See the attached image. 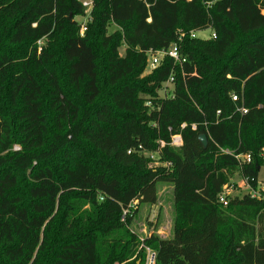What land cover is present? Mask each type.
<instances>
[{"label": "trees", "instance_id": "obj_1", "mask_svg": "<svg viewBox=\"0 0 264 264\" xmlns=\"http://www.w3.org/2000/svg\"><path fill=\"white\" fill-rule=\"evenodd\" d=\"M91 1L84 34L82 0L0 3V16L13 19L8 42L29 53L10 77L5 101L16 111L0 109V264H59L87 242L91 260L81 264H144L146 248L155 264H264V0ZM208 28L214 37L191 36ZM61 38L67 80L82 101L53 66L50 46ZM173 43L186 60L165 56L144 74L147 51ZM95 45L111 89L105 100ZM13 63L0 52V92ZM171 74L174 89L162 96ZM176 134L179 146L171 145ZM240 154L251 161L240 163ZM235 171L260 195L223 204ZM22 181L28 204L16 193ZM163 182L173 185L174 237L155 223L140 240L132 222L158 202Z\"/></svg>", "mask_w": 264, "mask_h": 264}, {"label": "rangeland", "instance_id": "obj_2", "mask_svg": "<svg viewBox=\"0 0 264 264\" xmlns=\"http://www.w3.org/2000/svg\"><path fill=\"white\" fill-rule=\"evenodd\" d=\"M11 0H0V3L3 5H6ZM84 1V0H82ZM91 1V0H88ZM90 12L91 10L88 9ZM88 14L86 17L82 18L80 16H77L76 19L79 20L83 24H87L91 17ZM91 14V13H90ZM1 15V12H0ZM1 17V16H0ZM13 19L1 17L0 18V52H7L10 57L14 58V63L7 75L5 76L4 83L2 84V89L0 92V109L1 110H13L16 111L15 107H11L9 104V101H5L8 96L11 94V88H10V77L12 76V73H18L21 70L22 64H25L26 61L29 59L27 53L25 51L23 44H11L8 42V39L6 37V29L11 24ZM116 29L115 26L111 27L109 31H114ZM211 29H203L197 31V36L200 38H208L211 36ZM45 41V40H44ZM62 42L63 39L57 41L56 45L53 48V45L50 46L51 50L57 51V55L54 58L53 66L55 68H58L59 75H60V81L63 84L64 88L67 90V93L69 96L74 98L75 100L82 101L81 93L80 91L75 90L72 88V86L69 84L67 80V71H66V62L61 56V48H62ZM43 44V42H39V51L40 47ZM95 51L98 54V64H99V73H100V83L103 86V90H105V93L103 94V100L108 98V92L111 90L108 87L104 86V70H105V61H104V53L103 51L97 46H94ZM119 51L122 55H125L126 52V45H121L119 47ZM148 73V70L146 69L145 73ZM43 82L45 88H46V82L43 78H40ZM172 87V86H171ZM162 95V92H161ZM47 96V88L44 95V98ZM143 98H151L150 96L146 94L141 95ZM149 103V102H148ZM88 107V105H85L84 108ZM48 117L50 116V112L47 111ZM56 131V129H54ZM15 148H19V145H16ZM85 153V149H80L77 151H73V156H76L78 154ZM90 156V155H89ZM91 158V157H90ZM25 181H22L20 183L17 192L19 196L22 198L23 202L28 204L29 197L26 193V190L24 189ZM230 187V193L232 196L234 195H242L245 192H247L246 182L242 178L241 174L238 171H235L232 175V177L229 180ZM258 186L260 189L264 190V166L261 167V170L259 172L258 176ZM229 193V194H230ZM72 197L64 198L63 201H66L68 204L71 202ZM65 203V204H66ZM175 214H174V207H173V185L170 183H160L158 185V202L153 206H148L146 204L142 205L141 209L139 210L135 220H133L131 228L133 231H135L137 234H139L141 237H144L145 235H148L150 230L155 227V225H158V229L160 231V235L162 237L170 236L174 237L173 232V224H174ZM156 223V224H155ZM91 242H87L82 244L80 247H71L68 252H66L65 255L61 257V261L59 264H81L80 262L84 261H90L92 252H91ZM0 261L4 263V258L1 254L0 249Z\"/></svg>", "mask_w": 264, "mask_h": 264}, {"label": "built area", "instance_id": "obj_3", "mask_svg": "<svg viewBox=\"0 0 264 264\" xmlns=\"http://www.w3.org/2000/svg\"><path fill=\"white\" fill-rule=\"evenodd\" d=\"M83 5L85 6L87 13H88L89 12L88 9L91 10L92 8V1L84 0ZM89 15H90V12H89ZM86 30H87V25L82 24L81 29H80L81 34H84ZM184 35L185 33L181 32L179 39H181ZM191 36L196 37L197 31H192ZM211 36L214 37L215 34H211ZM147 55H148V65H147L148 72L158 67L161 64L163 57L165 56L172 58L175 63H182L183 61L186 60L185 58L181 57L179 46L177 43H173L168 48H165V49H159V50L150 49L147 51ZM174 83H175V77L173 74H171L168 80L164 82L163 88L160 91V93L162 92V96L171 94L172 90L174 89ZM232 97L234 100L237 99L236 95H233ZM242 111L246 113L247 109L242 108ZM194 128H195V125H194ZM181 143H182V137L180 134H176L172 136L171 145L179 146L181 145ZM163 145H164V142H161V146ZM130 152L131 151H129V153ZM235 157L239 160L240 163H248L251 161V158H252L250 154H240V155H235ZM230 187L231 185H225L223 191L219 195V201L223 204H227V200H228L227 197L231 196ZM246 187L248 189L246 193H249L251 196L254 197V196L260 195V192L252 188L249 183H246ZM137 203H138V200L136 199L133 200L131 204L129 205V208H135ZM129 208L124 209L123 211V216H122L123 221L126 220L127 214L131 212ZM139 239L142 240V237H140ZM146 249H147V253H146V259H145L144 264H155V256H156L155 252L151 251L149 248H146Z\"/></svg>", "mask_w": 264, "mask_h": 264}, {"label": "water", "instance_id": "obj_4", "mask_svg": "<svg viewBox=\"0 0 264 264\" xmlns=\"http://www.w3.org/2000/svg\"><path fill=\"white\" fill-rule=\"evenodd\" d=\"M199 140H200V142L203 144V146H206L207 145V141H208V139H207V135L206 134H201L200 136H199Z\"/></svg>", "mask_w": 264, "mask_h": 264}, {"label": "crops", "instance_id": "obj_5", "mask_svg": "<svg viewBox=\"0 0 264 264\" xmlns=\"http://www.w3.org/2000/svg\"><path fill=\"white\" fill-rule=\"evenodd\" d=\"M152 231H153V229H152V230H150V232L148 233V235H149V234H150ZM160 231H161V230H159V229H158V230H157V233L159 234V233H160ZM167 237H168V236H166V238H167ZM169 237H170V236H169Z\"/></svg>", "mask_w": 264, "mask_h": 264}]
</instances>
